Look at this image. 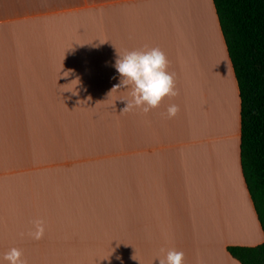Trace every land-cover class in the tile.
I'll return each mask as SVG.
<instances>
[{
    "label": "crops",
    "instance_id": "0c3cea01",
    "mask_svg": "<svg viewBox=\"0 0 264 264\" xmlns=\"http://www.w3.org/2000/svg\"><path fill=\"white\" fill-rule=\"evenodd\" d=\"M69 26L89 28L93 46L67 41ZM103 46L117 78L118 54L159 48L178 94L123 113L125 131L139 120V149L107 155L123 159V197L75 198L73 216L29 213L31 187L65 168L91 176L97 168L78 167L106 158L78 128ZM239 145V93L212 0H0V257L16 247L26 264H159L175 249L184 264H240L227 249L264 234ZM38 219L45 234L34 240Z\"/></svg>",
    "mask_w": 264,
    "mask_h": 264
},
{
    "label": "rangeland",
    "instance_id": "374dc122",
    "mask_svg": "<svg viewBox=\"0 0 264 264\" xmlns=\"http://www.w3.org/2000/svg\"><path fill=\"white\" fill-rule=\"evenodd\" d=\"M74 30L70 26L67 28V41L70 42L72 38L77 43V40L81 38L82 42L86 40L87 47L93 46L87 37L90 33L89 28L82 27V29ZM52 34L53 40L55 32ZM97 50V52L92 51L91 54L101 55L99 62L102 68L100 73L89 75L96 83L91 88L92 91L89 92L91 98L87 103H83L86 104L85 111H83L85 118L78 128L88 133L90 141H99L100 156L106 158L100 163L83 164L78 167L80 171L86 168L91 170L97 168L98 171H94L91 176L87 171L77 173V167L73 172L70 168H65L49 180V186L46 185L44 188L41 186L39 189L35 186L31 187L27 192V199L24 200L28 205L25 210L29 213L73 216L83 209V207L75 205V198L124 196L121 187L123 186V168L120 164L123 159H108L107 155L118 156L117 154L139 149V120H135L133 117L131 122V125L137 126L136 131H125L123 113H121L123 110V101L121 100L124 98L122 89L111 93L113 87L119 83V78L109 74L107 47H99ZM95 57L99 58V56ZM20 208L18 207V209ZM25 210L22 209V211ZM51 236L57 235L52 234Z\"/></svg>",
    "mask_w": 264,
    "mask_h": 264
},
{
    "label": "trees",
    "instance_id": "16d2710c",
    "mask_svg": "<svg viewBox=\"0 0 264 264\" xmlns=\"http://www.w3.org/2000/svg\"><path fill=\"white\" fill-rule=\"evenodd\" d=\"M240 101V164L264 234V0H212ZM240 264H264V242L229 247Z\"/></svg>",
    "mask_w": 264,
    "mask_h": 264
},
{
    "label": "clouds",
    "instance_id": "9594fccd",
    "mask_svg": "<svg viewBox=\"0 0 264 264\" xmlns=\"http://www.w3.org/2000/svg\"><path fill=\"white\" fill-rule=\"evenodd\" d=\"M114 67L119 74V83L113 91H128L130 99H124L126 106L121 113L139 110L148 113L159 107L165 97H174L176 91L174 73L168 71V59L159 48L126 51L118 54ZM179 108L175 104L167 108L168 118L175 117ZM45 234L42 220L33 222L29 233L34 240H40ZM159 264H184V253L175 249L161 250ZM0 264H26L22 252L16 247L10 248L2 257Z\"/></svg>",
    "mask_w": 264,
    "mask_h": 264
},
{
    "label": "bare ground",
    "instance_id": "6f19581e",
    "mask_svg": "<svg viewBox=\"0 0 264 264\" xmlns=\"http://www.w3.org/2000/svg\"><path fill=\"white\" fill-rule=\"evenodd\" d=\"M207 36H208V35H207ZM210 39H211V38L208 37V38H207L208 41H207L206 43H209ZM210 42H211V41H210ZM214 43H215V42H214ZM212 44H213V43H212ZM208 45H211V44H208ZM213 45H214V44H213ZM213 45H212V46H213ZM213 47H215V46H213Z\"/></svg>",
    "mask_w": 264,
    "mask_h": 264
}]
</instances>
